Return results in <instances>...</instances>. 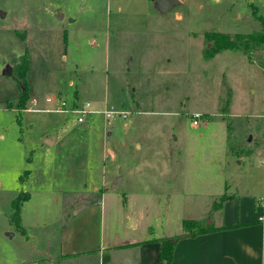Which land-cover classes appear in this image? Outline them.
<instances>
[{"label": "rangeland", "instance_id": "obj_1", "mask_svg": "<svg viewBox=\"0 0 264 264\" xmlns=\"http://www.w3.org/2000/svg\"><path fill=\"white\" fill-rule=\"evenodd\" d=\"M180 1L159 13L153 0H0V262L59 263V231L118 167L106 239L128 238L113 215L126 192L154 236L264 214V49L206 56L209 32L262 31L264 0ZM82 101L93 112L79 124L67 109ZM103 105L126 117L106 123Z\"/></svg>", "mask_w": 264, "mask_h": 264}, {"label": "crops", "instance_id": "obj_2", "mask_svg": "<svg viewBox=\"0 0 264 264\" xmlns=\"http://www.w3.org/2000/svg\"><path fill=\"white\" fill-rule=\"evenodd\" d=\"M54 141L52 140V144ZM123 181L122 177L120 184ZM108 186H100L98 202L86 206L84 215L78 219L70 218L59 231L56 248V255L59 258L57 264H154L158 260V240L172 235H150L147 228L142 231L145 225L140 221V210L137 211V220L135 212L128 208L129 196L135 200L140 196L126 192L123 203L115 202L113 215L116 216L118 213L115 221L123 228V235L128 237L127 240H119V236L112 238V235L105 238V209L102 198L109 195ZM153 195L156 197L155 194ZM234 200V196L230 195L225 203L218 206L217 211L223 207L230 208ZM119 211L122 212L121 217ZM194 219L200 221L203 218ZM242 224L246 226L223 228L235 225V222L221 220L217 224H212L221 229L178 239L174 244L169 264H264V214L242 220ZM234 229L236 231H233ZM132 231L136 236L131 235ZM0 264L11 263L0 262Z\"/></svg>", "mask_w": 264, "mask_h": 264}, {"label": "trees", "instance_id": "obj_3", "mask_svg": "<svg viewBox=\"0 0 264 264\" xmlns=\"http://www.w3.org/2000/svg\"><path fill=\"white\" fill-rule=\"evenodd\" d=\"M206 39L210 47L207 48V57L213 56L215 53L224 50L230 51H242L244 53H251L252 50L264 49V29L262 31H255L249 34H227L219 31H212L206 34ZM20 90L18 94L17 105L20 108H24L26 102L27 90L24 80L20 82ZM26 199V194H19L11 201L12 207L15 209L17 216V202ZM220 203L213 205L214 209H217ZM247 224V223H244ZM239 224L226 226L223 228L237 227ZM241 225H243L241 223ZM183 231L180 234L172 235L169 237H162L159 242V258L154 264H169L172 250L175 242L183 237L195 236L211 231H215L221 228L213 226L211 223L196 220H182Z\"/></svg>", "mask_w": 264, "mask_h": 264}, {"label": "built area", "instance_id": "obj_4", "mask_svg": "<svg viewBox=\"0 0 264 264\" xmlns=\"http://www.w3.org/2000/svg\"><path fill=\"white\" fill-rule=\"evenodd\" d=\"M46 102H49L50 99L46 98ZM57 107L54 109L55 111H64L65 108V102L64 101H58L56 100ZM67 111L71 112L73 115H75V120L77 123L81 124L85 121V118L87 114L92 113L93 110L90 109V103L88 101H82L78 103H72L69 109ZM97 112H99L103 116V120L108 123L110 120L114 119L115 117H121L125 118L126 114L121 111H116L112 107H107L106 105H103L102 107H99L97 109ZM199 122V114L194 113L192 115L191 123L193 125L198 124Z\"/></svg>", "mask_w": 264, "mask_h": 264}, {"label": "water", "instance_id": "obj_5", "mask_svg": "<svg viewBox=\"0 0 264 264\" xmlns=\"http://www.w3.org/2000/svg\"><path fill=\"white\" fill-rule=\"evenodd\" d=\"M180 4H181L180 0H153V6L159 13H164L166 11H169L173 7L180 5ZM0 16H3L2 12H0ZM4 74L9 75L10 69L7 68L4 71ZM52 140H53V137L44 138L43 142L47 145H50V144H52ZM121 179H122L121 168L118 167L117 168V175L114 177L112 182L109 184L108 188L110 190L116 189V187L120 184Z\"/></svg>", "mask_w": 264, "mask_h": 264}]
</instances>
